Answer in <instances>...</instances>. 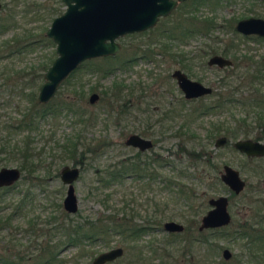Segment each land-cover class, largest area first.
Masks as SVG:
<instances>
[{"label": "rangeland", "instance_id": "1", "mask_svg": "<svg viewBox=\"0 0 264 264\" xmlns=\"http://www.w3.org/2000/svg\"><path fill=\"white\" fill-rule=\"evenodd\" d=\"M0 2L3 5L0 10V45L6 40L16 39L20 42L25 38L44 36L55 12H62L64 9L60 0ZM182 11L183 7L179 4L168 16L159 18L152 28L117 38L120 49L115 53V68L112 73L101 76L91 71L90 67L95 64H83L69 74L66 82L58 86L52 98L55 101L76 103L75 107L80 103L79 108L88 117L87 121L84 124L79 123L73 114L62 110L55 117L45 118L40 123L39 131L31 133V144L37 151L38 160L33 172L29 176L20 173L12 185L0 189V258L7 257L14 262L20 256L21 264H38L40 259L48 255V250L45 252L44 249H51L50 253L54 256L51 264H90L96 254L120 246L123 248L122 256L110 264H133L135 261V264H164L163 254L158 250L155 252L160 255L154 256L153 249L151 251V247L164 248V242L170 239L160 229L161 223H158L157 230H149L132 241L124 239L116 232L110 231L105 235L88 230L95 236L94 241L87 238L76 245L66 243L64 234L57 229V225L64 226L66 222H95L108 215L119 217L130 212L141 217L143 223H146V217H154L161 221L172 220L186 225L190 212L184 198L176 194L174 188H165L167 186L161 183V177L170 178L191 189L192 204L203 205L202 208H197L198 217L209 208L206 204L209 197L225 194L223 190L216 188L221 186L212 184V171L204 160L208 155L213 157L211 161L218 166L219 171L224 163L234 165L241 162V157L227 147H214V139L216 135H222L225 129H233L235 122L240 120H245L248 125L245 129L248 131L246 134L242 130L238 131L236 136L252 137L255 133L254 117L257 118V113L264 117V106L259 107V111L253 110L257 111L256 115L247 105L242 106L238 101L204 113L199 108L212 103L218 94H227L229 90H233L232 95L235 98L247 96L252 89H259L264 95V78L254 85H249L245 79L255 63L264 58V40L243 36L234 30V24L239 19L264 18V1L220 0L214 7L201 6L196 10V15L211 17L214 22V28L206 35L197 34L186 39H170L164 36L167 29L169 32L176 24L175 21L179 20ZM172 31L173 34L179 32L178 28ZM161 45L166 46L164 53L160 52ZM208 46L215 48L216 54L230 59L235 66L231 69L207 65L206 60L210 56L206 55ZM226 47L230 51L221 54L220 51ZM142 52H147L148 56H139ZM52 53L55 55L52 42L36 44L17 55L2 57L0 71L10 74L21 68L36 67ZM182 54L189 59L186 61V68H181L177 60ZM132 57L135 58L128 64L124 62ZM249 58L252 62L250 66L247 65ZM125 63L126 65L120 66ZM175 69L210 87L211 94L193 100L183 99L175 81L170 77ZM42 81L43 77L39 84ZM113 82L124 86L121 90L123 98L128 100L134 110L125 109L117 114L120 103L115 102V112L109 115L107 108L111 104H107L102 98L101 91L108 89ZM90 88L95 90L90 91ZM129 90L131 94H128ZM76 91H82L83 101H77L74 97L73 93H77ZM91 93L98 95L93 103L87 100ZM20 104L21 101L8 84L1 86L0 126L18 117L17 105L20 108ZM218 128L222 133L216 132ZM130 133H136L154 143L152 149L142 152L139 158L148 162L147 158L156 152L159 155L158 160L164 163H152L149 167H155L159 178L150 182L146 177L120 175L105 182L108 178L104 176V171L116 168L118 162L136 154L135 149L124 144ZM22 135L18 131L9 130L8 133L3 130L0 132V139H9L10 143L21 142ZM75 135L85 138V142L104 140L108 146L86 154L82 166L76 164L79 175L73 182V188L78 201L77 210L73 214H67L61 207L66 186L58 176L61 168L73 167L74 162L71 158L62 157L59 146ZM179 146L183 149L194 148L195 152L200 151L203 155L195 161L190 160L182 148V154L179 155ZM3 156L0 154V159ZM5 163L0 162V168L16 167L14 161ZM210 185L215 189L211 190ZM258 195L264 200V193H248L245 189L242 195L232 199L230 208L235 221H239L243 214L248 213V216L258 207V203L254 201ZM260 210L264 211V204ZM233 225H229L227 230ZM208 240L211 246L206 242L201 247L196 246V249H199L200 254L204 251L212 264L224 263L220 256L222 248H227L232 255H242L245 260L244 250L247 246L242 247L244 240L231 241L222 234ZM168 247L166 251L171 258L166 260V264H191L185 259L186 256L178 260V244ZM255 264H264V257L260 263Z\"/></svg>", "mask_w": 264, "mask_h": 264}, {"label": "water", "instance_id": "2", "mask_svg": "<svg viewBox=\"0 0 264 264\" xmlns=\"http://www.w3.org/2000/svg\"><path fill=\"white\" fill-rule=\"evenodd\" d=\"M60 1L64 5L63 11L52 17L44 31V36L54 44L55 57L44 71L43 81L38 87L36 101L39 104L47 103L54 96L61 82L82 62L115 55L119 51L117 38L126 34L140 33L153 27L159 17L168 15L177 3L185 0ZM234 29L243 35L253 34L264 38V18L240 19L236 22ZM206 64L225 67L230 65V61L220 55H212L207 59ZM171 75L186 99L205 96L211 91L208 86L189 79L179 69L173 70ZM97 98L96 93H91L87 100L93 103ZM222 140L219 139V142ZM125 144L140 150L149 147V141L137 135H129L125 139ZM234 146L247 155L264 153V145L248 140L236 141ZM78 175L79 168L76 166H65L59 172L60 181L67 185L62 199V209L69 214L77 210L78 201L73 182L77 180ZM19 176L17 167H1L0 187L11 185ZM220 179L231 186L234 192H238L243 185L237 173L227 166L223 167ZM208 204L212 208L201 217L199 229L225 225L228 222L225 211L226 198L223 196L210 198ZM163 229L178 232L182 230V226L173 221H167L163 224ZM120 254V248H111L95 256L92 264L111 261ZM223 256H228L226 249L223 250Z\"/></svg>", "mask_w": 264, "mask_h": 264}, {"label": "trees", "instance_id": "3", "mask_svg": "<svg viewBox=\"0 0 264 264\" xmlns=\"http://www.w3.org/2000/svg\"><path fill=\"white\" fill-rule=\"evenodd\" d=\"M220 0H189L188 2L182 3L181 7H183V11L180 13L179 20L175 21V27L168 29L164 36L172 39L174 37L176 38H188L194 35H206L211 29L214 28V22L213 18L207 17V16H200L196 15V10L204 5H209L210 7H214L218 4ZM61 11L55 12L54 16L59 15ZM179 21L183 22L181 24ZM5 25V24H4ZM2 25H0V28ZM179 30L177 33H171L173 29ZM180 35V36H179ZM44 42H47L48 44H51L50 39L44 37L43 35H40L38 38L35 37L33 39L25 38V40H22L20 42L16 41V39L6 40L1 43L0 45V59L2 57H11L12 55H17L18 53L33 48L36 44H43ZM228 47L223 48L221 54H225L229 52ZM164 50H166V46L163 45L160 46V52L164 53ZM136 51V50H135ZM217 50L213 48L212 46H208L206 50V55H212L216 54ZM145 55L148 56L147 52H142L141 57H144ZM202 53L200 54V56ZM55 55L52 53L51 56L47 57L46 61H41L36 67L28 68V69H18L14 73L11 72L10 74L6 73V71L1 70L0 71V88L1 86H6L7 84L15 91L16 96L21 101V107L18 108L17 105V112L18 117L13 118V120L5 122L2 126H0V132L3 130H6L9 133V130L11 131H18L23 133L22 135V141L21 142H13L10 143L9 139H0V154H3V158L0 159V162H10L14 161L16 167L19 169L21 173H24L25 175L29 176L36 165L37 160V151H35V147L32 146V137L31 133L38 132V128L40 126V123L45 120V118L55 117L58 113H60L62 110L73 114L77 118V122L79 123H86L85 120L88 118L85 116L86 114L81 111L79 108V104L75 107L72 102H60L55 101V99L51 98L47 103L45 104H39L36 101V93L38 90L39 81L42 80V75L46 68L50 65ZM132 57L124 62L128 64L129 61H132ZM178 62L180 64L181 68H186L187 63L189 59L184 56V54L180 55L178 57ZM99 61L101 62L99 63ZM185 61V62H184ZM125 64H120V66H124ZM83 64H95L94 66H91V71L95 74H99L101 76L107 75L109 73L113 72V69L115 68V55L114 56H107V57H100V58H94L90 60H86L82 62L77 68H80ZM264 65V63H263ZM76 68V69H77ZM93 68V69H92ZM75 69V70H76ZM73 72V71H72ZM71 72V73H72ZM256 72H260V69L257 68ZM70 73V74H71ZM69 76V75H68ZM252 76H255V78H258L259 76H256V73ZM251 76V77H252ZM63 82H66L65 80ZM122 85L115 84L113 82L108 89H104L101 91L102 98L106 100L107 104H111L107 108L109 115L113 114L115 112V102H119V110L117 111V114H121V108L124 104L128 103L127 99L123 98V94L121 92ZM80 90V89H79ZM95 90L94 88H90V91ZM75 90H73L74 92ZM77 92V91H76ZM82 91H78L77 93H73L74 97L77 98V101H83V93ZM256 93V92H254ZM131 94V90H129V93ZM218 101L217 105L223 106L227 101H229V98L226 97L225 94H219L217 96ZM258 96H252L251 100L253 103H258ZM105 103V102H104ZM81 106V105H80ZM212 105H201L199 110L201 113L207 112L210 109H212ZM115 118V117H114ZM87 121V120H86ZM217 131V129H216ZM82 136L75 135L71 138H67L65 142H63L60 146V152L62 157L71 158L74 162V165L84 164V159L86 154H92L95 152L96 149L101 150V148H106L108 146V143L104 140L102 141H84ZM184 146V145H183ZM194 148H191L190 150H184L186 151V157L188 159L196 160L199 159L203 153L200 151L195 152ZM195 152V153H194ZM135 159L137 160L136 163H133L130 157L124 158L121 162H118L116 165L117 167L114 168L112 165L109 167H112L111 170L107 169L104 171V176H106L108 179H105V182H108L109 180H112L114 178L119 177L120 175H130L135 176L139 178L148 177L149 179H155L156 173L153 168H149L148 165L145 163V161H140L138 156H135ZM156 159V158H155ZM154 159V160H155ZM139 160V161H138ZM161 162V160H158ZM139 162H142L141 164ZM167 162V161H166ZM7 164V163H5ZM4 164V165H5ZM114 168V169H113ZM182 173V171H181ZM187 176V175H186ZM167 187H185L183 184L172 181L170 178H166L165 182ZM65 216V215H64ZM66 218V216H65ZM97 222V223H96ZM95 223L88 222L89 231H96L97 233H103L107 234L110 231H114L115 229H120L122 231L130 232L131 234L134 233L135 235L138 231L137 227L129 228L128 225H124V223H120L115 219V216L108 215L103 219H98ZM57 229L63 232V236L66 239V243L68 245H76L77 243L83 241L84 235V226L83 223H71L66 222L64 226H61L60 224L57 225ZM62 229V230H61ZM88 240L94 241L95 236L92 233H88ZM48 261V258L45 260L40 259L38 264H45Z\"/></svg>", "mask_w": 264, "mask_h": 264}, {"label": "flooded vegetation", "instance_id": "4", "mask_svg": "<svg viewBox=\"0 0 264 264\" xmlns=\"http://www.w3.org/2000/svg\"><path fill=\"white\" fill-rule=\"evenodd\" d=\"M188 1L189 0H185L183 2H179V3L176 4V6H178L179 4L188 2ZM259 1H261V0H259ZM262 1H264V0H262ZM0 5H1L0 10H1L2 7H3L1 2H0ZM176 6H175V8H176ZM168 15H166V16H168ZM166 16H164V17H166ZM164 17H159V18H164ZM159 18L157 19V21L159 20ZM246 18H248V17H246ZM258 18H261V17H258ZM242 19H244V18H242ZM156 22H155V24H156ZM236 22H235V24H236ZM235 24H234V26H235ZM5 28H7V27H5ZM237 33H239V32H237ZM239 34L243 35L241 33H239ZM243 36H253L255 39H260L261 38V39L264 40V38H262L260 36L253 35V34H251V35H243ZM229 44H231V43H229ZM119 49H120V45H119ZM229 51H230V49H229ZM212 55H220V54H212ZM212 55H210V56H212ZM226 59H228V58H226ZM228 60L230 61V65L225 66V68L226 67H230L232 69V67L235 66V65H233V63H232V61L230 59H228ZM248 61H249V64L247 63V65L248 66L252 65V62H251L250 58L248 59ZM263 63H264V58H261L258 62L255 63L254 67H252V69H250L251 70L250 73H247L248 71H246L247 74L245 76V79L248 81L249 85H254V83H258L259 84L261 82V80L264 78V73H263L264 72V65H263ZM257 68L260 69V72H258V73L256 72ZM255 73H256V76L257 75L259 76L258 78H255V76H252ZM171 74H172V72L170 73V77L175 81V79L172 77ZM175 84H176V81H175ZM176 86H177V84H176ZM177 88H178V86H177ZM234 88H236V87H234ZM210 90L211 91H210V93L208 95H210L211 92H212L211 88H210ZM179 91H180V89H179ZM232 92H233V90H229V92H227V94H225L226 97L229 98V101H227L224 105L233 104L236 101H238V102H241L242 106L247 105L248 109L250 111H252V113L254 112L255 115H256V112L259 111V109L264 106V95L261 93V90H259V89H252L250 91V94H248L247 96L242 97V98L233 97L234 95H232ZM254 92H256V93H254ZM208 95H205V96H208ZM205 96H201V97H205ZM252 96H258L259 97L258 98L259 102L258 103H253L252 100H251ZM182 97L185 100H193V99L201 98V97H197V98L186 99V98H184L183 94H182ZM217 101H218V98L214 99V101L209 104V105L213 106V108L210 109V110H214L215 108H220L221 107V106L217 105L218 104ZM131 108H133L132 105H130V103H126V104H124L122 106L121 111H124L125 109L128 110V109H131ZM254 109L255 110L257 109V111H253ZM133 110H134V108H133ZM254 118L255 119L253 121V129L255 130V133L253 134L252 137H246V136H242V137L238 136L237 137L236 136V133L238 131L242 130V132L244 134H246V131H248V130L245 129V128L248 127V125L245 123V120L236 121L235 122V127H233V129H229V128L225 129L224 133L221 132L222 130L219 131V128L217 129L216 132L219 131V132L222 133V135H216L217 137L214 139V147L225 146V147L228 148V150L233 151L237 155H239L241 157L242 161L241 162L238 161V162L234 163V165L224 163V164L221 165V170L219 171L218 166L215 165L211 161L213 159V157H210L209 155H208V157H206V160H204V162H207L208 165L211 168L212 177H210V179L212 180L211 181L212 184L213 185H217V186H221V187H216V188H220V190H223L225 192V194H220V195H217V196H214V197H209L206 200V204L208 205L209 208L200 217H198L199 211L197 210V208H202L203 205L202 204H199V205H193L192 204V202L190 200L193 197H192V192H191L190 188H188V187H165L167 189L174 188L175 191H176V194H178L180 197L184 198V201L186 202V207L189 208L188 212H190V215H189L190 218L187 219L188 221H187L186 225H183L181 223L173 221V222L178 223V224H180L182 226V230L181 231L169 232V231H166V230L163 229V224L165 222H167V221H172V220L161 221V220H159L157 218L155 219L154 217H146V221H145L146 223H143V220L140 219L141 217L137 216V214L135 212H130L129 214H122L119 217L115 216V219H117V221L120 222V223H124V225H128L127 227H129V228L137 227L138 231L136 233H138V234L135 235L134 233L131 234L130 232L126 233V231H122L120 229H115L112 232L113 233L116 232L117 234H120L124 239L126 238V239H129V240L132 241V240H135L136 238H138L139 236L147 233V231H149V230H157L159 228L158 227V223H161L160 229L162 231H164L165 233H167L168 236L170 237V239H168V240H166L164 242V244H165L164 248L162 246H159V248L157 246L155 248L151 247V251L153 249L152 253H153L154 256L163 254V257L165 259L162 260V263H164V264H166L165 262H166V260H168V258H171L170 257L171 255L166 251L168 245H171V244H178V248H179L178 260H181V259H183L186 256L185 259L187 261L191 262V264H212L210 261H208V258L204 255L205 254L204 251H203V254H200L199 253V249L198 248L196 249V246L199 247L201 244H204L206 242H207V244L209 246H211L212 244H210L208 242L209 241L208 239L213 238V237L217 236L218 234H222V236L223 235L226 236V238L231 240V241L232 240H244V242H243L244 245H242V247L243 246H247V248H245V250H244L245 260L242 259V255H232V253L227 248H222L221 251H220V256H221V259L224 261V263L222 262L223 264H255V263H260L262 261V258L264 257V211L260 210V207L264 204V200L260 199L261 197L258 195L257 199H254V201L258 203V207L254 211H251L248 216H247L248 213L243 214L244 216L239 221H237V220L235 221L234 220V218H233L234 214L232 213V210L230 208V206L232 204V199L242 195L243 192L245 191V189L247 190L248 193H256V194H260L261 192L264 193V190H263L264 189V153L255 154V155H247L246 153L238 150L234 146V143L236 141H247V140L250 141V142H253V143H259V144L264 145V117H262L260 115V113H257V118H256V116ZM129 135H137V136L141 137L140 135H138L136 133H130ZM141 138L149 141V147L148 148L140 150L137 147L126 145L125 144V140H124V144L126 146L131 147V148L136 150V154L133 157H130L131 159H133L132 160L133 163L137 162V160L135 159L136 155L139 158L140 154L142 152L152 149L153 144H154L148 138H144V137H141ZM219 139H223V140L221 142H219ZM183 147L179 146V148H178L179 155L182 154V152L180 150H181V148L183 149ZM190 149H183V150H190ZM183 152H184V154H186L185 153L186 151H183ZM158 158H159V155L156 152H153L152 156L147 158L148 162H146L145 159H144V161L149 167V165L151 166L152 163H159ZM139 160L141 161L140 158H139ZM139 163L141 164L142 162H139ZM163 163L161 162L160 165L163 164ZM166 164H167V162H166ZM74 166H76V165H74ZM224 166H227L231 170L235 171L237 173V176H238L239 180L243 183L241 189L238 192H234L230 188L231 186H229L228 184H225V183H223L221 181L220 175L223 173V167ZM153 167L154 166L149 167V168H153ZM154 171L156 173L155 179H158L159 178V174L157 173L155 167H154ZM19 173H21V172L19 171ZM132 177H134V176L132 175ZM146 178L150 182L155 180V179L154 180L153 179H149L148 177H146ZM160 181H161V183L164 184L166 182V178L161 177ZM9 186H3V187H0V189L1 188H7ZM65 186H67V185H65ZM209 188L212 190V188H214V187H212L210 185ZM162 190H163V188H162ZM188 192H189L190 197L188 195ZM219 196H223V197L226 198L225 211H226V213L228 215V222L225 225H221V226H217V227H213V228L199 229L201 217L209 209L212 208V206H210L208 204V200L210 198L215 199V198H217ZM195 206H197V207H195ZM61 207H62V202H61ZM63 212L67 213L64 210H63ZM247 212H248V208H247ZM67 214H69V213H67ZM95 222L93 221L91 223H95ZM233 223H234V225H233ZM229 225H233V226L230 228V230H227ZM83 226H84V231H83L84 238L83 239L85 240V239L88 238L87 235L89 233V231H88L89 230L88 221L84 222ZM221 231H224V232H221ZM179 244H181V245L179 246ZM114 248H120L121 249V254L116 256L115 258H113L111 261H108V262H105V263H102V264H110L115 259H117V258L122 256L123 248L120 247V246H115ZM224 249H226L228 251V256H226V257L223 256V250ZM46 250H48V255H45L43 257V260L48 258V261L45 264H51V261L54 259V256L52 255L53 253H50L51 249H44L45 252H46ZM158 250L160 251V254L158 252H155V251H158ZM98 254H96L95 256H97ZM206 254H208V253H206ZM95 256L91 259L90 264H92V260L95 258ZM138 260H139V257H138ZM16 261L14 260V262H13L12 260H10L7 257L0 258V264H21L20 256L16 257ZM135 262H137V261H135ZM135 262H133V264H135ZM227 262H229V263H227ZM144 264H147V263H144ZM149 264H151V263H149Z\"/></svg>", "mask_w": 264, "mask_h": 264}]
</instances>
